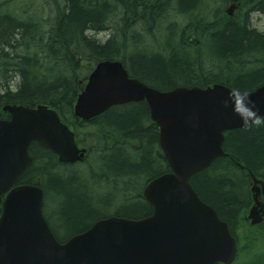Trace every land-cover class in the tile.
<instances>
[{"label":"trees","instance_id":"16d2710c","mask_svg":"<svg viewBox=\"0 0 264 264\" xmlns=\"http://www.w3.org/2000/svg\"><path fill=\"white\" fill-rule=\"evenodd\" d=\"M12 1L0 0V108L49 105L88 149L82 162L63 164L39 143L30 146L20 182L43 189V212L60 242L110 216H149L144 188L170 171L146 101L90 120L75 115L98 61L122 60L130 76L159 90L221 83L252 91L264 83V31L251 21L254 12L264 15V0H222L235 5L232 15L214 7L221 0H44L42 9ZM223 149L227 155L191 184L238 240L233 264H264L255 251L264 230L246 220L252 175L264 179V123L226 131Z\"/></svg>","mask_w":264,"mask_h":264},{"label":"water","instance_id":"95a60500","mask_svg":"<svg viewBox=\"0 0 264 264\" xmlns=\"http://www.w3.org/2000/svg\"><path fill=\"white\" fill-rule=\"evenodd\" d=\"M235 5L228 8L232 15ZM146 101L159 127V144L170 171L153 178L143 196L149 216H110L60 242L43 212L44 192L21 183L32 163L33 142L61 163L83 161L75 133L46 104H6L0 108V264H232L238 242L214 207L205 203L191 177L227 153L225 132L264 119V83L235 91L214 83L159 90L130 76L122 60L95 64L79 93L74 113L90 120L115 105ZM2 112L9 118H2ZM249 112L251 115H249ZM254 204L248 219L264 220L260 187L252 175Z\"/></svg>","mask_w":264,"mask_h":264},{"label":"rangeland","instance_id":"374dc122","mask_svg":"<svg viewBox=\"0 0 264 264\" xmlns=\"http://www.w3.org/2000/svg\"><path fill=\"white\" fill-rule=\"evenodd\" d=\"M31 2H35L34 6L36 8H40V9L43 8L44 0H15L14 2L12 1L11 4H15L17 7H23V6L28 7ZM48 3H50V0H48ZM48 3H47V6H49ZM229 6H230V4H226V1L221 0L214 7L220 8V9L225 11L229 8ZM251 18H252L251 21H252L253 26L256 27L260 31H264V15L261 13H258V12H254L252 14ZM107 36H108L107 33H100L98 35V37L102 38V39H106ZM259 229H263V228H259ZM255 251H256V254H263L264 255V239H262L259 242V245Z\"/></svg>","mask_w":264,"mask_h":264},{"label":"flooded vegetation","instance_id":"af4514ba","mask_svg":"<svg viewBox=\"0 0 264 264\" xmlns=\"http://www.w3.org/2000/svg\"><path fill=\"white\" fill-rule=\"evenodd\" d=\"M226 11V10H225ZM260 200H262L264 202V189L263 188H260V197H259ZM264 224V223H263ZM262 224V226H263Z\"/></svg>","mask_w":264,"mask_h":264},{"label":"clouds","instance_id":"9594fccd","mask_svg":"<svg viewBox=\"0 0 264 264\" xmlns=\"http://www.w3.org/2000/svg\"><path fill=\"white\" fill-rule=\"evenodd\" d=\"M249 115H251L250 112H249ZM254 123L257 124V125H260V124L264 123V120H261V119L257 118V119L254 121Z\"/></svg>","mask_w":264,"mask_h":264}]
</instances>
